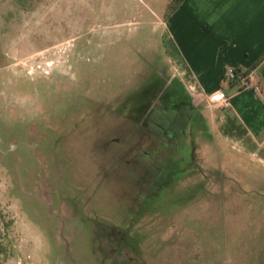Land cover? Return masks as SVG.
Segmentation results:
<instances>
[{"label": "rangeland", "instance_id": "rangeland-1", "mask_svg": "<svg viewBox=\"0 0 264 264\" xmlns=\"http://www.w3.org/2000/svg\"><path fill=\"white\" fill-rule=\"evenodd\" d=\"M168 2L0 0V264H264V149L191 106Z\"/></svg>", "mask_w": 264, "mask_h": 264}, {"label": "crops", "instance_id": "crops-1", "mask_svg": "<svg viewBox=\"0 0 264 264\" xmlns=\"http://www.w3.org/2000/svg\"><path fill=\"white\" fill-rule=\"evenodd\" d=\"M163 26L188 69L191 106L223 89L251 151L264 149V0H183ZM230 68L250 72L253 87L223 84Z\"/></svg>", "mask_w": 264, "mask_h": 264}, {"label": "trees", "instance_id": "trees-1", "mask_svg": "<svg viewBox=\"0 0 264 264\" xmlns=\"http://www.w3.org/2000/svg\"><path fill=\"white\" fill-rule=\"evenodd\" d=\"M183 0H169L168 6H167V14L164 17L163 22L169 17L171 13H173L177 7L182 3ZM171 48L173 49V52L177 56V58L180 60L181 59L174 48L172 42L168 40ZM264 59V56L262 60ZM261 60V61H262ZM183 65L184 70L186 73H188V69L185 66L184 63L181 62ZM187 121L185 115L183 113H180L179 111L170 109V108H165V107H160L159 109L152 110L146 119L144 120V126L145 130L151 134V135H162L163 131L167 129L168 127L170 128L171 125L176 121ZM161 123H165L164 125H160ZM164 126V127H163ZM164 128V129H163ZM223 133L225 136L229 137H242L243 135H246V131L241 127V125L236 124V121L234 119H229L228 124L225 125Z\"/></svg>", "mask_w": 264, "mask_h": 264}, {"label": "built area", "instance_id": "built-area-1", "mask_svg": "<svg viewBox=\"0 0 264 264\" xmlns=\"http://www.w3.org/2000/svg\"><path fill=\"white\" fill-rule=\"evenodd\" d=\"M252 79L250 72L230 68L227 70L222 83H235L239 88H250L253 87ZM207 102L209 105H218L222 109H227L230 106V98L223 89H219L208 96Z\"/></svg>", "mask_w": 264, "mask_h": 264}]
</instances>
